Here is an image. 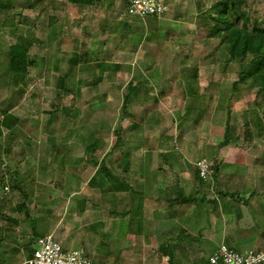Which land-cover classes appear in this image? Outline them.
<instances>
[{"label": "rangeland", "instance_id": "obj_1", "mask_svg": "<svg viewBox=\"0 0 264 264\" xmlns=\"http://www.w3.org/2000/svg\"><path fill=\"white\" fill-rule=\"evenodd\" d=\"M164 1L162 17L138 18L126 0H0L3 264H24L47 234L93 264H144L134 242L117 244L112 214L115 193L134 184L129 172L144 165L143 154L165 179L181 159L192 174L199 159L213 161L222 178L203 181L211 200L233 165L263 173L264 92L251 78L236 86L250 58L240 62L225 36L210 37L205 25L221 0ZM241 1L251 24L264 26V0ZM16 45L26 74L10 71ZM173 152L180 157H161Z\"/></svg>", "mask_w": 264, "mask_h": 264}, {"label": "crops", "instance_id": "obj_2", "mask_svg": "<svg viewBox=\"0 0 264 264\" xmlns=\"http://www.w3.org/2000/svg\"><path fill=\"white\" fill-rule=\"evenodd\" d=\"M242 155L247 156L245 150ZM161 157L168 160L180 156L173 152ZM143 158L144 165L129 172L134 184L121 183L125 186L115 193L112 214L119 224L116 241L120 248L132 249L136 244L135 249L140 254L146 253L147 258L140 256L144 264H149V260H156V264H209V258L222 244L241 252L264 250L263 167L262 174L251 177L246 171L236 172L234 169L238 165H233L232 172L226 174L228 189L220 185L222 191L216 195L212 191L215 197L211 200L203 191V180L197 172L188 171L184 159L179 160L180 167L170 175L172 177L165 179V175L159 176L152 170L148 156L143 154ZM238 164L244 168L246 163L243 160ZM221 178L216 172L212 180L220 184ZM130 227L134 229L129 231ZM127 238L131 239L129 245L125 243ZM132 242L135 244L131 245ZM120 252V256L125 254V250ZM153 252L156 256L148 258ZM3 261L5 249L0 253V264Z\"/></svg>", "mask_w": 264, "mask_h": 264}, {"label": "trees", "instance_id": "obj_3", "mask_svg": "<svg viewBox=\"0 0 264 264\" xmlns=\"http://www.w3.org/2000/svg\"><path fill=\"white\" fill-rule=\"evenodd\" d=\"M70 1L74 2L75 0ZM240 2L242 1L240 0ZM127 6L128 0H126V7ZM219 6L220 9L218 15L207 17L205 25L209 29V36L216 38L225 36L224 40L229 46L230 53L232 56L237 57L240 62L244 63L246 59L250 58V69L243 70L239 73V81L236 83V86L238 83H245L251 78L256 82L259 93L264 92V26L258 23H253L252 25L251 18L244 10L241 9L240 5H237L236 0H221L219 2ZM11 55L12 57L10 59L9 66L11 73L14 75L26 74V63L28 62V59L25 55L23 47L19 45L13 46L11 48ZM135 89L136 86L131 83L128 88L129 92L135 91ZM2 125L3 124L1 123L0 138L4 134L3 130L1 129ZM4 126L7 129L12 127V124L7 118H5ZM229 141L230 127L227 126L225 132V141L223 144L225 145ZM87 150L88 152H94L96 150V145L93 144L88 146ZM102 168L104 171L108 172L106 165H103ZM214 170L215 177L217 172V167L215 164ZM19 208L25 209V203ZM35 234H37L36 231Z\"/></svg>", "mask_w": 264, "mask_h": 264}, {"label": "built area", "instance_id": "obj_4", "mask_svg": "<svg viewBox=\"0 0 264 264\" xmlns=\"http://www.w3.org/2000/svg\"><path fill=\"white\" fill-rule=\"evenodd\" d=\"M168 10L164 0H128L127 14L138 18H160ZM197 170L203 181L214 178L213 161L202 158ZM25 264H93L82 249L68 250L55 237L47 234L37 238L32 254ZM209 264H264V250L241 252L226 244L220 245L209 258Z\"/></svg>", "mask_w": 264, "mask_h": 264}]
</instances>
